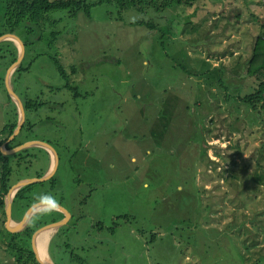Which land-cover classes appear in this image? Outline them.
I'll list each match as a JSON object with an SVG mask.
<instances>
[{"label": "rangeland", "instance_id": "1", "mask_svg": "<svg viewBox=\"0 0 264 264\" xmlns=\"http://www.w3.org/2000/svg\"><path fill=\"white\" fill-rule=\"evenodd\" d=\"M263 1L156 0L168 5L124 11L113 1L93 6L90 18L83 11L50 14L58 21L26 47L22 61L30 69L10 79L20 99L45 103L37 116L27 111L36 125L26 123L13 143L46 141L59 155L56 184H36L13 206V217L23 218L42 197L73 214L50 233L49 260L264 264V111L234 97L255 83L247 69ZM6 18L0 0V34ZM133 19L156 26L131 25ZM0 45L20 54L16 39ZM56 58L73 89L64 86ZM11 65L0 62V146L2 130L20 112L6 83ZM219 75L227 89L215 82ZM44 150L5 154L12 185L44 174ZM36 214L49 223L65 216L43 208ZM6 219L0 210V264H18Z\"/></svg>", "mask_w": 264, "mask_h": 264}, {"label": "trees", "instance_id": "2", "mask_svg": "<svg viewBox=\"0 0 264 264\" xmlns=\"http://www.w3.org/2000/svg\"><path fill=\"white\" fill-rule=\"evenodd\" d=\"M120 7L121 11H124L129 8H136L139 6V9L145 8V5L152 4V6L155 4L156 0H96L94 2H89L88 0H5L6 2V29L5 33H15L18 36L22 38V40L25 43V46L28 48H33L34 44L42 39V35L44 33L45 27L49 24H55L58 20L51 19L50 14L57 11H68L69 14L76 16L80 12H84V14L90 18L91 17V10L92 7L98 4H102L105 2H113ZM176 1L177 3H181L183 0H171ZM187 3L191 4L193 0H186ZM143 2V4H142ZM158 4H155L156 6ZM167 3L158 5L159 8H162L160 6H166ZM171 5V4H170ZM263 10H264V1H263ZM131 25H145L149 28H155L154 21H145L143 19H133L130 22ZM261 33L257 36L252 54L248 63V69L247 72L250 76H252L255 80L254 84L248 85L246 87H239L236 90L241 89L243 94L239 96H234L235 99H239L243 104L247 105L251 109H257L260 110V112L264 111V16H263V23L260 26ZM4 34V33H3ZM41 34V35H40ZM57 32H53L51 34V42L53 43L55 39L57 38ZM2 35V34H0ZM23 35L25 37H23ZM31 39V40H30ZM35 39H38L35 41ZM10 42V41H8ZM1 43V42H0ZM12 43V42H11ZM34 43V44H33ZM33 44V45H32ZM26 48V49H27ZM18 54L14 51H9L7 49H4L3 45H0V62L2 66H8L14 63L17 60ZM24 60V59H23ZM24 61L21 62V64L16 68L14 71L15 74L17 73L16 77H13V82L17 81L21 72L24 70H29L31 64L24 66ZM62 61L58 58L53 59V63L57 65L62 78L65 80V87L66 88H74L71 84L72 81L70 80L71 73H69L65 66L62 65ZM216 69V68H215ZM72 70L75 72L76 69L72 67ZM220 78L216 79L215 82H220L222 84V87L226 88L224 85L223 79L221 78V75H219ZM227 89V88H226ZM11 99V97L9 96ZM26 113L27 111L34 112V115L37 116L39 113V110L42 106H44V102L40 101L39 98L34 99H22ZM28 125V128L30 130L35 127L36 124L30 122L28 118H26V121L22 128L26 125ZM18 119L14 122H11L10 124L6 125L4 129L2 130L3 133H7V136L4 138L3 143L7 142L9 137L13 134L15 128L17 127ZM15 141V138L11 141H8L6 144V148L12 149L16 147V144L13 142ZM26 157H31L29 151L25 150ZM20 154H15V157H18V162L22 160L19 158ZM0 159L2 162V172H1V178H0V210L3 211V213L7 216L6 212V202L5 198L7 193L9 192L12 184L10 183V176L13 171V167L8 159V157L5 155V153L0 148ZM43 174L38 175V177H41ZM264 179V177L262 178ZM51 181L52 184H56V180L53 177L48 179ZM45 180V181H48ZM45 181L35 182L28 184L26 186H23L18 190L16 193L14 200H13V206L15 204L20 203L19 201H22L26 199V195L30 193L34 186L38 183H42ZM46 200L45 197H42L40 199H35L36 202ZM31 204H29L25 210L30 207ZM22 206H24L22 204ZM43 214V213H42ZM42 214H36L33 216V218L29 221V224L27 227H25L22 231L19 232H11L8 231L10 241L8 243L9 248L11 251H13L16 254V258L18 260V264H41L37 258L35 251L32 250L31 245L23 242V239L21 236L28 237L30 240H32V235L34 232L40 228L41 226L49 223L48 221H40L37 218L40 217ZM64 216V215H63ZM58 219H54L52 222L57 221ZM7 219L4 222V225L6 224Z\"/></svg>", "mask_w": 264, "mask_h": 264}, {"label": "water", "instance_id": "3", "mask_svg": "<svg viewBox=\"0 0 264 264\" xmlns=\"http://www.w3.org/2000/svg\"><path fill=\"white\" fill-rule=\"evenodd\" d=\"M7 38L16 39L20 43V47H21V51H20V54L17 57V60L9 67V69L7 71V75H6V83H7V86H8V90H9L11 96L17 101V103L19 105V108H20L19 109L20 112H19L18 124H17V127L15 128V130H14V132L12 134L11 139L9 140V141H11L17 134H19L20 130L22 129V126L24 125V123L26 121V109H25L23 100L20 99V97L16 94L15 90L13 89V87L11 85V81H10L13 72L21 64V62H22V60L24 58V55H25V52H26V46H25V43L22 40V38L20 36H18L17 34H15V33H5V34L0 35V42L4 41ZM35 145L42 146V147L50 150V152L53 153L54 159H55L54 166H53L52 170L48 174H45V175H43L41 177L22 179V180H19V182H17L14 185H12V187L10 188V190L7 193L6 198H5L6 212H7L6 226H7V229L9 231H11V232L21 231L25 227L28 226L31 217H32V215L35 212H37L41 208H45V207H47L49 205L53 206V207H56L57 209H59L62 212H64L65 213L64 219L47 223V224L41 226L40 228H38L34 232V234L32 235V242H33V246H34V251H35L36 257L40 261V263L41 264H54L52 261H50V260L44 261L40 257L39 250H38V247L36 245L37 244V239H38V235L42 231L48 230V229L59 228V227L63 226L64 224H66L69 221V219L71 218V213L66 208H64L61 204H59L57 202H54V201H51V200H41V201H38V202L32 204L28 208V210L26 211L24 217L22 218V220L18 224L12 225L13 200H14V197H15L16 193L18 192V190L20 188H22L23 186H26L28 184L35 183V182H40V181H45V180H48L51 177H53L54 174L56 173L57 168H58L59 155H58V152L55 150L53 145H51L50 143H48L46 141H40V140H31V141H28V142L24 143L23 145L17 146L15 148H12V149H9V150L2 149V151L5 154H8V153H15V152H18L21 149H25L27 147H31V146H35Z\"/></svg>", "mask_w": 264, "mask_h": 264}, {"label": "crops", "instance_id": "4", "mask_svg": "<svg viewBox=\"0 0 264 264\" xmlns=\"http://www.w3.org/2000/svg\"><path fill=\"white\" fill-rule=\"evenodd\" d=\"M7 144V142H5V143H3L2 144V146H0V148L1 149H4V148H6V145ZM4 146V147H3ZM3 147V148H2ZM35 147H37V148H40L41 149V147L42 146H39V145H35ZM42 148H44V147H42ZM45 150V153L49 156V165H48V168H47V170L44 172V174L43 175H45V174H48L51 170H52V168H53V166H54V162H55V159H54V155H53V153L52 152H50V150H48V149H46V148H44ZM42 175V176H43ZM32 177H38V176H36V175H34V176H27V177H24V178H22V179H27V178H32ZM43 209H50V210H54V211H61V210H59V209H57L56 207H53V206H47V207H45V208H43ZM42 210V208L40 209V210H38L37 212H39V211H41ZM48 211V210H47ZM37 212H35L33 215H32V217H31V219L33 218V216L34 215H36V213ZM35 217V216H34ZM73 217V214H71V218ZM30 219V220H31ZM22 220V218L21 219H17V218H15V217H13V211H12V225H15V224H18L20 221ZM22 231V230H21ZM58 231V230H57ZM19 232V231H18ZM53 235H55V233L53 234ZM53 236H51V238H52ZM47 254H48V256H50L49 255V253H48V245H47ZM49 258H51V257H49ZM50 261H52V259H50ZM53 262V261H52Z\"/></svg>", "mask_w": 264, "mask_h": 264}, {"label": "bare ground", "instance_id": "5", "mask_svg": "<svg viewBox=\"0 0 264 264\" xmlns=\"http://www.w3.org/2000/svg\"><path fill=\"white\" fill-rule=\"evenodd\" d=\"M52 230L53 229L44 230L38 235L37 246L39 250V255L44 261L49 260V257L47 254V241L49 239V236Z\"/></svg>", "mask_w": 264, "mask_h": 264}, {"label": "flooded vegetation", "instance_id": "6", "mask_svg": "<svg viewBox=\"0 0 264 264\" xmlns=\"http://www.w3.org/2000/svg\"><path fill=\"white\" fill-rule=\"evenodd\" d=\"M8 142V141H7ZM64 217V216H63Z\"/></svg>", "mask_w": 264, "mask_h": 264}]
</instances>
